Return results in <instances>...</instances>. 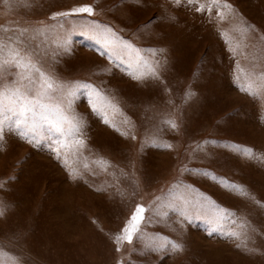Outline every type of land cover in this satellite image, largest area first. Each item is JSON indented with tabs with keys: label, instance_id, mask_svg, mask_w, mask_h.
Wrapping results in <instances>:
<instances>
[{
	"label": "rangeland",
	"instance_id": "1",
	"mask_svg": "<svg viewBox=\"0 0 264 264\" xmlns=\"http://www.w3.org/2000/svg\"><path fill=\"white\" fill-rule=\"evenodd\" d=\"M227 2L235 12L220 21L217 9L197 12L183 0L179 6L172 0H0V37L15 38L18 29H27L22 38L44 71L66 88L78 81L95 85L119 109H106L111 123H105L85 90L71 98L86 147L78 157L70 154L68 165L63 149L57 159L47 141L29 142L5 128L0 264H264V207L218 180L181 171L207 169L244 185L264 203V161L233 147L264 154V99L243 90L245 73L264 72V0ZM83 4H92L96 13L55 16ZM93 20L141 49H163L154 56L143 53L166 58L163 83L137 81L126 66L110 61L102 45L81 34L80 26ZM15 72H4L6 82ZM160 142L173 147L159 148ZM99 157L111 162L107 172L94 164ZM177 184L211 197L238 221L247 219L256 230L247 246L256 251L237 247L241 240L221 232L210 235L205 220H185L168 209ZM136 204L146 209L141 235L117 252L114 237ZM163 238L182 243L183 251L148 246Z\"/></svg>",
	"mask_w": 264,
	"mask_h": 264
},
{
	"label": "snow or ice",
	"instance_id": "2",
	"mask_svg": "<svg viewBox=\"0 0 264 264\" xmlns=\"http://www.w3.org/2000/svg\"><path fill=\"white\" fill-rule=\"evenodd\" d=\"M172 2L179 6L182 0H172ZM183 3L188 6H195V10L201 13L207 11L211 14L213 9H217V16L220 21H224L228 15L235 12L227 0H207V2L183 0ZM95 13L96 8L92 4H83L71 8L69 11L57 12L55 16L72 17L74 14L94 15ZM172 18L174 19V17ZM75 27L73 25V30ZM80 28L81 34L102 45L108 59L113 61L117 67L126 66V71L133 79L137 81L153 79L163 83L161 73L166 68V58L161 56L160 59H149L143 55L145 51L152 53L153 56L156 52L162 54L163 49H141L132 42L122 39L111 27L99 24L95 20L86 22ZM0 29H3L2 25H0ZM18 31L21 35L15 38L11 36L0 37V140L3 139L5 128H8L15 130L29 142L39 144L41 141H47V146L55 152L57 159L61 158V150H64V163L68 165V156L71 154L78 157L81 150L86 147V142L82 136V121L71 112V98L80 89L85 90L93 112L102 116L105 123H111L106 109L119 110L118 106L112 98L106 96L95 85L78 81L75 87L66 88L65 85L57 82L52 75L40 67L35 53L26 46L22 36L27 29H18ZM224 34L227 35L228 33L225 32ZM101 54L103 55L104 52ZM8 69L16 70L15 79L6 82L4 72ZM239 71L243 72L244 69L240 68ZM245 77L248 80V85L243 90L254 97L264 99V72L258 77L255 76V73H245ZM239 78L237 75L236 79ZM191 95L192 93H188L185 99L187 100ZM164 122L173 130L179 131L180 125L174 119H168ZM112 126L116 127L115 124ZM122 134L128 135L127 132ZM132 138L135 139L134 136ZM209 143L214 144L216 141H204V144ZM156 146L167 149L173 147L168 142H160ZM233 147L247 158L264 161V154L257 155L254 150L247 147L237 145H233ZM197 149L203 150L200 145H197ZM94 164L104 172L112 167L111 162L103 157L97 158ZM84 167L88 168L89 165L85 164ZM71 171L73 178H76V175L79 174L78 171L74 168H71ZM181 171L218 180L223 186L239 196L251 199L255 204L264 207V203L256 199L244 185L226 181L224 177L217 176L207 169H193L185 166L181 168ZM166 206L185 220H205L209 225L210 235L212 232H221L228 237L241 240L242 243L237 244V247L243 246L247 251H256V249L247 246L250 234L256 231L251 227L250 222L247 219L238 221L233 211L217 204L211 197L192 188V186L175 185ZM145 211L146 209L142 204L135 205L134 211L114 237L117 252L125 243L132 244L134 238L141 235ZM3 214L4 206L0 203V215ZM226 228L227 230H225ZM148 246L155 251L173 252L183 251L184 247L182 243L168 238L153 239ZM13 264H19V261L14 260ZM118 264H123V261H119Z\"/></svg>",
	"mask_w": 264,
	"mask_h": 264
}]
</instances>
